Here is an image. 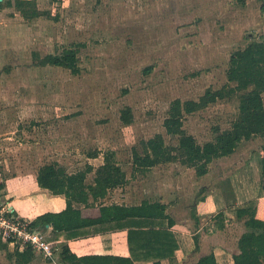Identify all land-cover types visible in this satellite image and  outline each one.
I'll return each mask as SVG.
<instances>
[{
	"label": "rangeland",
	"instance_id": "obj_1",
	"mask_svg": "<svg viewBox=\"0 0 264 264\" xmlns=\"http://www.w3.org/2000/svg\"><path fill=\"white\" fill-rule=\"evenodd\" d=\"M36 2L43 15L32 20L15 8L0 9V173L5 183L0 203L16 206L28 219L46 209L58 210L56 200L45 205L37 199L57 197L39 187V169L57 163L72 174L93 165L90 184L104 153L113 150L128 180L103 202L161 201L194 231L197 201L216 186L228 188L221 170L237 165L215 160L205 177L180 162L144 172L135 168L134 155L157 134L168 145H178V137L164 127L172 102L198 101L209 89L228 84L232 53L264 40V0ZM66 49L77 50L79 74L40 63ZM126 109L129 123L122 118ZM238 114L236 95L187 115L184 128L205 144L216 139L217 131L229 130ZM257 138L240 144L235 161L259 151L264 138ZM95 152L99 157H92ZM215 196L221 199L220 190ZM208 221L215 231L219 221ZM234 226L238 237L246 230L244 221ZM40 232L55 240L49 226ZM62 246L51 264H60ZM0 255L1 264H15L5 252Z\"/></svg>",
	"mask_w": 264,
	"mask_h": 264
},
{
	"label": "trees",
	"instance_id": "obj_2",
	"mask_svg": "<svg viewBox=\"0 0 264 264\" xmlns=\"http://www.w3.org/2000/svg\"><path fill=\"white\" fill-rule=\"evenodd\" d=\"M57 1V0H52ZM3 6L15 8L27 20L40 17L43 13L36 0H4ZM42 65L62 66L74 74L80 73L76 49H66L62 54H48L40 60ZM149 68L148 70H150ZM228 84L218 90L209 89L198 101L175 99L165 119L167 134L178 137V145L166 143L162 134H157L144 142L143 152H135L134 166L141 171H148L157 166L180 162L194 168L198 176H206L210 165L218 159L232 156L243 141L264 138V40L254 41L246 48L232 53L227 69ZM239 96V114L229 130L217 131L214 141L200 144L196 137L185 130V118L212 103L232 96ZM122 118L129 123L130 109L123 111ZM260 168L262 184L260 198L249 205L236 210V220L244 221L246 231L239 237V253L232 256V264H264V144L261 146ZM95 152L92 157H99ZM95 170L89 165L86 170L68 173L57 163L43 165L37 174L39 187L51 191L55 196L66 198V208L60 212H47L31 222L32 229H42L52 225L55 234L74 235L77 231L99 225H119L121 227H142L143 224H154L167 221L166 230L143 231L130 230L129 242L140 240L143 248L154 252L159 260L151 264H161V259L171 257L178 248V243L169 228H173L176 219L168 213V205L161 201L144 200L140 204L127 205L103 202L111 190L127 183V174L116 159V153L109 150L104 153V163L96 169L93 183H88V174ZM5 183L0 173V192ZM206 192V188L201 192ZM200 202V205H199ZM198 211L208 207L206 195L197 201ZM194 211L196 227L200 219ZM218 226L225 228L223 214L217 215ZM196 251L200 250V235H194ZM14 259L15 264H31L37 258L31 247L24 250L15 247L10 249V240L0 235V253ZM60 264H135L131 258L110 255H84L74 253L68 244H63L60 251ZM195 264H229L220 263L211 252L201 257Z\"/></svg>",
	"mask_w": 264,
	"mask_h": 264
},
{
	"label": "crops",
	"instance_id": "obj_3",
	"mask_svg": "<svg viewBox=\"0 0 264 264\" xmlns=\"http://www.w3.org/2000/svg\"><path fill=\"white\" fill-rule=\"evenodd\" d=\"M257 139L261 138L258 137ZM250 142H253V140H250ZM263 144L264 143H262V145ZM260 149L258 152H255L256 154L253 157L249 156L238 161H235L234 159V155L237 151L232 156L218 159L220 162L219 164L231 161L230 163H232V166L235 164L237 166L235 169L231 168L230 170L225 167L222 169L223 171L221 170L223 175H221L220 178L224 176L223 178L224 180H227L229 187L225 189L224 187L216 186V188L210 190V196L208 195L210 199L207 196L208 207L205 211L199 212L198 217L200 219V224L194 231L190 230V224L177 218L173 212L168 211L176 219L175 226L169 228V231L175 236L178 248L175 250L173 256L162 258L160 260L161 264H195L201 257L208 255L211 252L216 255L220 263H225L232 259L234 254L239 253L237 241L242 234L238 237V232H236L237 228L234 226L238 223V221H235V212L238 208L249 205L252 201H258L260 198V190L263 180L259 163L262 156ZM218 175L220 174L218 173ZM218 190L221 192L220 200H216L215 196ZM8 196L11 197L12 195ZM52 198L43 195L39 198L37 197V199H39L38 201H41V203L45 205L56 200L54 204L61 208L58 210L46 209L43 212L38 213L37 216L47 212H60L66 208L65 199H62L64 196L58 195L57 197ZM56 198H60V202ZM15 203L16 200L11 202V204ZM11 206H13L20 215L26 216L16 206ZM220 213L223 214L226 223L225 228L221 229L216 224L217 227L215 228V231H213V229L209 227L210 224L208 218L211 220L210 222H213V220H217L216 217ZM34 218L36 217H31V220H34ZM228 218L233 221L230 222ZM141 226L142 227L138 228L134 226L121 227L119 225H99L81 229L77 231L75 236L54 233L55 240L52 242L58 247V249L60 244H68L71 250L79 256L110 255L131 258L135 264H151L158 261L159 258L155 257L154 252L147 255L146 252L149 249L147 247L143 248L140 240L136 239L132 243L129 242V231L131 229H143V231H153L154 229L166 230L168 229V222L157 221L154 224H143ZM49 229L51 232V229H53L52 226H50ZM195 233L200 235V250L198 252L195 250L196 245L193 238ZM1 260L0 255V264ZM51 262V259L45 260L44 263V261L42 262L40 259L36 258L31 264H51Z\"/></svg>",
	"mask_w": 264,
	"mask_h": 264
},
{
	"label": "built area",
	"instance_id": "obj_4",
	"mask_svg": "<svg viewBox=\"0 0 264 264\" xmlns=\"http://www.w3.org/2000/svg\"><path fill=\"white\" fill-rule=\"evenodd\" d=\"M32 221L20 215L13 206L0 203V235L10 240V246L21 250L31 247L36 254L53 260L58 247L39 229H32Z\"/></svg>",
	"mask_w": 264,
	"mask_h": 264
},
{
	"label": "water",
	"instance_id": "obj_5",
	"mask_svg": "<svg viewBox=\"0 0 264 264\" xmlns=\"http://www.w3.org/2000/svg\"><path fill=\"white\" fill-rule=\"evenodd\" d=\"M4 0H0V2H3ZM52 226V225H49V227Z\"/></svg>",
	"mask_w": 264,
	"mask_h": 264
}]
</instances>
